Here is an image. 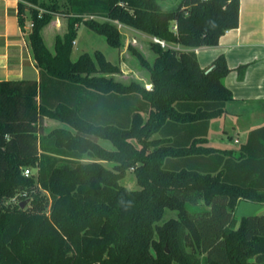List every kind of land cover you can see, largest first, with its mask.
I'll return each instance as SVG.
<instances>
[{
	"label": "trees",
	"instance_id": "1",
	"mask_svg": "<svg viewBox=\"0 0 264 264\" xmlns=\"http://www.w3.org/2000/svg\"><path fill=\"white\" fill-rule=\"evenodd\" d=\"M161 1L18 0L39 80L0 81V264H264V214L230 226L239 201L264 204V126L236 154L205 145L231 70L195 53L238 27L240 1ZM55 17L67 30L51 51ZM81 24L113 48L117 24L164 42L151 45V89L106 77L119 68L98 50L72 61ZM46 118L63 126L44 133ZM129 169L138 189L119 184Z\"/></svg>",
	"mask_w": 264,
	"mask_h": 264
},
{
	"label": "crops",
	"instance_id": "2",
	"mask_svg": "<svg viewBox=\"0 0 264 264\" xmlns=\"http://www.w3.org/2000/svg\"><path fill=\"white\" fill-rule=\"evenodd\" d=\"M239 1L238 27L225 32L216 46L195 49L201 68L222 54L231 70L223 83L233 99L222 115L210 121L205 145L234 154L251 130L264 126V0ZM17 5L18 0H0V81L39 80L26 35L18 23ZM29 29L26 21L25 30ZM241 65L246 69L239 79L236 69ZM47 122L55 120L44 119V133L60 127L48 128ZM241 202L248 201H239L237 206ZM257 204L262 206L258 214H264V204Z\"/></svg>",
	"mask_w": 264,
	"mask_h": 264
},
{
	"label": "rangeland",
	"instance_id": "3",
	"mask_svg": "<svg viewBox=\"0 0 264 264\" xmlns=\"http://www.w3.org/2000/svg\"><path fill=\"white\" fill-rule=\"evenodd\" d=\"M58 1L61 3L63 2V0ZM179 1L180 0H164L160 3L163 9H173ZM66 26L67 22L65 18L55 17L51 23L43 29L42 36L48 48L53 49L56 35L62 36L67 30ZM117 27L121 35V44L119 47L113 48L107 44L103 36L90 31L82 24L79 25L74 40L75 44H73L71 60L75 61L82 53L92 55L98 50L104 55L106 60L119 68L117 73L107 74L106 77L112 78L114 81L123 85L138 83L148 89L147 87H151L148 66L152 65L155 58L154 50L151 48L152 43H154L153 37L142 30H136L128 26L117 24ZM182 49H184V47H182ZM96 75L101 74L98 73ZM46 125L48 128L55 127L56 125L63 126L57 121H55V123L47 122ZM100 143L106 148H111V145L106 141H100ZM94 161L100 163L104 168L112 170L113 162L107 160ZM83 162L88 163L91 162V160L85 158ZM119 184L127 189H138L132 169L126 172V175L119 181ZM187 198L191 205L205 207L197 195H189ZM261 209L262 206L257 203L241 202L233 213L231 227L235 224L233 228H238L240 220L243 217L261 215L262 213L258 214L262 211ZM168 216H174V213L167 211L165 217Z\"/></svg>",
	"mask_w": 264,
	"mask_h": 264
},
{
	"label": "built area",
	"instance_id": "4",
	"mask_svg": "<svg viewBox=\"0 0 264 264\" xmlns=\"http://www.w3.org/2000/svg\"><path fill=\"white\" fill-rule=\"evenodd\" d=\"M30 27H31V24H30ZM154 39V42H156V43H159L162 47H164L165 46V43L164 42H162V41H160V40H158V39H155V38H153ZM148 89H151V87H147ZM24 175L25 176H29L30 175V171H29V169H24Z\"/></svg>",
	"mask_w": 264,
	"mask_h": 264
},
{
	"label": "water",
	"instance_id": "5",
	"mask_svg": "<svg viewBox=\"0 0 264 264\" xmlns=\"http://www.w3.org/2000/svg\"><path fill=\"white\" fill-rule=\"evenodd\" d=\"M27 202H28V200L22 201V202L20 203V207L23 208Z\"/></svg>",
	"mask_w": 264,
	"mask_h": 264
}]
</instances>
